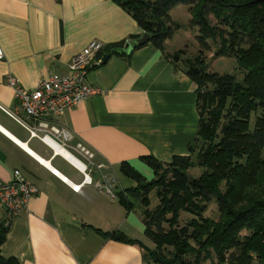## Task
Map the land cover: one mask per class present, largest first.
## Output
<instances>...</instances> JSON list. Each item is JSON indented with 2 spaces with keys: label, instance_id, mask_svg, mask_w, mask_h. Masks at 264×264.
Returning <instances> with one entry per match:
<instances>
[{
  "label": "crops",
  "instance_id": "obj_1",
  "mask_svg": "<svg viewBox=\"0 0 264 264\" xmlns=\"http://www.w3.org/2000/svg\"><path fill=\"white\" fill-rule=\"evenodd\" d=\"M139 32L135 18L113 0H0L5 51L0 104L31 121L17 107L9 75L33 89L53 72L67 73L72 56L90 40L107 44ZM169 43L168 38L166 51L173 52ZM87 79L99 91L68 107L58 119L74 131L68 143L73 153L81 155L76 149L80 140L94 148L86 171L92 182L84 183L83 171L0 107V184L12 181L14 169L20 168L38 188L12 220L1 246L6 258L16 256L23 264H143L138 244L87 225L122 230L142 240L146 236L143 207L127 209L117 196L120 189L109 195L98 182L118 177L123 161L153 178L144 154L162 161L190 154L188 146L198 134L197 83L152 42L135 49L129 59L109 55L89 70ZM58 157L71 171L54 163ZM81 183L76 190L74 185ZM4 213L0 205V219Z\"/></svg>",
  "mask_w": 264,
  "mask_h": 264
},
{
  "label": "trees",
  "instance_id": "obj_2",
  "mask_svg": "<svg viewBox=\"0 0 264 264\" xmlns=\"http://www.w3.org/2000/svg\"><path fill=\"white\" fill-rule=\"evenodd\" d=\"M113 1L135 18L141 32L104 44L99 54L129 59L135 49L152 42L182 64L197 83L198 134L188 146L190 154H176L169 161L142 155L154 170L151 179L128 161L120 164L136 184L117 191L119 201L130 209L140 200L145 234L155 247L122 230L87 225L138 244L143 264L264 263V0ZM176 3L189 6L191 22L198 26L200 47L193 57L186 56L185 48L166 51L167 39L180 27L169 12ZM145 31L150 40L139 43ZM210 40L217 55L237 58L241 78L209 68L204 49L212 48ZM128 43L132 49L127 52ZM194 166L202 168L199 175L191 174ZM152 191L158 197L153 206ZM214 198L220 207L217 218L205 215ZM182 211L191 215L185 223L180 222ZM9 229L0 219V264H23L1 252Z\"/></svg>",
  "mask_w": 264,
  "mask_h": 264
},
{
  "label": "built area",
  "instance_id": "obj_3",
  "mask_svg": "<svg viewBox=\"0 0 264 264\" xmlns=\"http://www.w3.org/2000/svg\"><path fill=\"white\" fill-rule=\"evenodd\" d=\"M103 47L104 43L101 40L96 38L90 40L72 56L67 73L53 72L42 78L33 89H26L18 79L11 75L8 76L10 83L15 88L18 99L17 107L23 109L31 121L24 119L17 110L11 111L0 104V107L23 124L32 136H37L45 141L55 154L57 152L53 143L66 148L76 156L84 165L83 168L77 166L85 173L84 183L92 182V177L86 171L92 165L91 161L95 157V150L88 142L80 140L76 143V149L81 155L77 156L73 153L68 143L75 137L74 131L66 124L60 123L58 118L68 107L74 106L99 91V88L89 83L87 75L90 69L103 62L104 56L99 54ZM4 58L5 51L0 43V60ZM98 166H102V163ZM105 179L104 183L98 182V186L104 187L115 195L114 187L119 185L117 177L113 176L108 179L106 177ZM81 186L82 183L74 185V188L80 190ZM37 190L38 188L28 181L20 168L14 169L12 181L0 184V205L5 210L2 218L5 225L10 226L15 216L26 209L29 198Z\"/></svg>",
  "mask_w": 264,
  "mask_h": 264
},
{
  "label": "rangeland",
  "instance_id": "obj_4",
  "mask_svg": "<svg viewBox=\"0 0 264 264\" xmlns=\"http://www.w3.org/2000/svg\"><path fill=\"white\" fill-rule=\"evenodd\" d=\"M169 12L173 17V19L180 24V27L176 28L173 31L172 37L169 38L170 43L168 47L172 51L173 50L175 51V49H179V48H185L186 56H192V57L195 56L198 53L200 47V43L196 39V33H198V26L194 25L191 22L192 14L190 13L189 6L184 3H176L170 8ZM210 41L212 48L204 49V54L206 55L209 68L211 70H216L222 73L224 72L235 73L239 78H241L243 76V70L239 67L237 58L235 56L217 55L215 52L218 47L216 46V43H214L212 40ZM254 118L255 115H253V121ZM193 157H195V153ZM54 163L65 168L66 171L67 170L71 171L72 169V166L69 165V163L64 159H62L61 157H58L54 161ZM190 172L193 175H199L202 172V168L199 166H194L190 168ZM117 174H118L117 179L119 181V185L116 188L114 187L115 191L136 184V180L134 178L125 175L122 172H118ZM147 178L151 179L150 177ZM108 194L112 195L111 192ZM151 196H152V201H153L152 206H153L158 202V197L155 191H152ZM135 202L137 206L144 208V206L141 205L142 203L140 202L139 199H135ZM219 209H220L219 204L217 200L214 198L208 204V208L205 211V215L217 218L220 214ZM190 217L191 215L189 213L182 211L180 222L185 223ZM142 241L145 244H147V246L155 247V243L147 235L144 237V240ZM205 264H211V260H206ZM253 264H264V263L260 262L259 260H255Z\"/></svg>",
  "mask_w": 264,
  "mask_h": 264
},
{
  "label": "bare ground",
  "instance_id": "obj_5",
  "mask_svg": "<svg viewBox=\"0 0 264 264\" xmlns=\"http://www.w3.org/2000/svg\"><path fill=\"white\" fill-rule=\"evenodd\" d=\"M47 139V138H46ZM48 140V139H47ZM54 146H55V149H56V152L57 153H61L65 158H67L70 162H72L75 166H78L80 168H83L82 166H84L81 161L76 157L74 156L69 150H67L66 148H63L62 146H59L58 144L56 143H53ZM67 150V151H66ZM75 157H73V156ZM77 158V159H76ZM49 165V163H48Z\"/></svg>",
  "mask_w": 264,
  "mask_h": 264
},
{
  "label": "water",
  "instance_id": "obj_6",
  "mask_svg": "<svg viewBox=\"0 0 264 264\" xmlns=\"http://www.w3.org/2000/svg\"><path fill=\"white\" fill-rule=\"evenodd\" d=\"M150 40V34L148 33V32H143V34H142V36H140L138 39H137V41L139 42V43H145V42H147V41H149ZM132 49V44L131 43H128L126 46H125V51H130ZM110 54L109 53H106V54H104V60H106L107 58H108V56H109ZM55 172H57L56 170H55ZM58 173V172H57Z\"/></svg>",
  "mask_w": 264,
  "mask_h": 264
}]
</instances>
